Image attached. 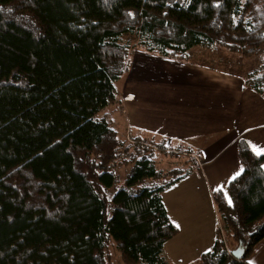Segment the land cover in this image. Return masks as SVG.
Here are the masks:
<instances>
[{
    "label": "trees",
    "instance_id": "1",
    "mask_svg": "<svg viewBox=\"0 0 264 264\" xmlns=\"http://www.w3.org/2000/svg\"><path fill=\"white\" fill-rule=\"evenodd\" d=\"M195 47L250 60L240 77L264 97V0H0V264H174L161 193L196 158L121 138L108 109L136 48L189 63ZM237 150L245 171L231 204L212 191L219 225L196 264H248L264 237V155Z\"/></svg>",
    "mask_w": 264,
    "mask_h": 264
},
{
    "label": "crops",
    "instance_id": "2",
    "mask_svg": "<svg viewBox=\"0 0 264 264\" xmlns=\"http://www.w3.org/2000/svg\"><path fill=\"white\" fill-rule=\"evenodd\" d=\"M175 62L135 49L116 90L118 107L126 111L121 121L133 136L174 143L173 148L189 149L196 158V168L161 193L178 228L164 242V255L174 264H196L211 248L219 225L211 193L223 185L225 195L230 177L242 165L237 140L245 139L252 150L264 149V97L245 86L238 73ZM158 67L163 72L156 77L151 72ZM247 260L264 264V237Z\"/></svg>",
    "mask_w": 264,
    "mask_h": 264
},
{
    "label": "rangeland",
    "instance_id": "3",
    "mask_svg": "<svg viewBox=\"0 0 264 264\" xmlns=\"http://www.w3.org/2000/svg\"><path fill=\"white\" fill-rule=\"evenodd\" d=\"M122 39H123V41L128 42L130 45L135 44L137 42V36L135 34H130V33L124 34L122 36ZM217 48H219V49H217ZM217 48H215V47H195V48H192L189 52V60H190L189 64H192L194 66L193 68L197 67V69L199 68V66H207V67L217 68V69H221V70L223 69V71L228 70L229 73H230V71H232V72L238 73L239 77L241 74L247 72V70H250L254 67V64L250 60L240 58L237 54L230 53L222 47H217ZM263 58H264V56H263ZM231 61H232V64H231ZM175 64L180 66V67L181 66H187L186 68H190L189 66H191V65H189V66L184 65V63L179 62V61H176ZM166 67H168V66L166 65ZM148 69H149V66H148ZM150 71H152V70H150ZM161 71L163 72V70L158 67L157 72L153 71L151 73L153 75H156V73H160ZM154 72H155V74H154ZM236 76L238 77V75H236ZM156 77H157V75H156ZM172 78L174 79V77H172ZM118 84H119V81L115 82V87ZM119 97L121 98L120 94H118V96H117L118 102H116L114 107L110 106L108 110L113 112L112 113L113 118H114L115 122L117 124H119V126L116 127L119 136L121 138L122 137L124 138V136H126V132H128V128L127 127L125 128V126L127 124H125V122L121 121V119H123L125 117L126 111L124 112L125 109H123L121 107V105H119V107H118V104L120 101ZM122 123H124V124H122ZM115 126H116V124H115ZM145 137H147V136H145ZM152 141L154 143H156V138L154 137ZM164 145H168L169 148H173L174 146H176L174 143H170V144L168 143V144H164ZM184 156H187V155H184ZM182 161H183V158L173 159V158H169V157L163 156V155L157 156V163L161 168H166V167H170V166H177Z\"/></svg>",
    "mask_w": 264,
    "mask_h": 264
},
{
    "label": "snow or ice",
    "instance_id": "4",
    "mask_svg": "<svg viewBox=\"0 0 264 264\" xmlns=\"http://www.w3.org/2000/svg\"><path fill=\"white\" fill-rule=\"evenodd\" d=\"M105 2L107 3V0H105ZM9 11H11V10H9ZM129 15H133V14H132V13H129ZM253 150L255 151V154H256L257 156L264 155V149H258V150H257L256 146H253ZM262 167H264V165H262ZM244 171H245L244 166L241 165V166L239 167L238 171H236V172L230 177V181H232V180H236L239 176H241V175L243 174ZM222 190H223V185H221L220 188L216 189V191H222ZM225 196L228 198V202H229V204H231V203H232V200H231L230 197H228V194H227L226 192H225ZM211 251H212V249H208V250H207V252H211ZM248 264H254V262L250 260V261L248 262Z\"/></svg>",
    "mask_w": 264,
    "mask_h": 264
},
{
    "label": "water",
    "instance_id": "5",
    "mask_svg": "<svg viewBox=\"0 0 264 264\" xmlns=\"http://www.w3.org/2000/svg\"><path fill=\"white\" fill-rule=\"evenodd\" d=\"M231 253H232V255L234 256V257H239L240 256V254H241V249L239 248V247H236V248H234L232 251H231Z\"/></svg>",
    "mask_w": 264,
    "mask_h": 264
},
{
    "label": "built area",
    "instance_id": "6",
    "mask_svg": "<svg viewBox=\"0 0 264 264\" xmlns=\"http://www.w3.org/2000/svg\"><path fill=\"white\" fill-rule=\"evenodd\" d=\"M126 138H127L128 141L132 142V138L133 137L131 135L130 136L129 135H126Z\"/></svg>",
    "mask_w": 264,
    "mask_h": 264
}]
</instances>
